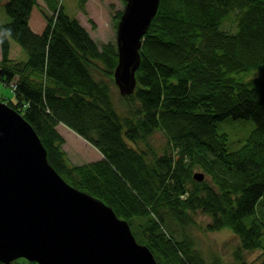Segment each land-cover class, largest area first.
I'll return each instance as SVG.
<instances>
[{"label":"trees","instance_id":"obj_1","mask_svg":"<svg viewBox=\"0 0 264 264\" xmlns=\"http://www.w3.org/2000/svg\"><path fill=\"white\" fill-rule=\"evenodd\" d=\"M44 1L0 0L10 17L0 24V84L15 97L0 101L34 128L50 165L125 219L159 264H224L192 250L186 227L197 224V212L210 218L205 231L237 237V263L258 250L264 264V0H160L143 38L135 91L119 94L120 111L116 45L98 46L62 0ZM87 2L79 0V8ZM36 7L46 21L40 34L30 26ZM13 41L26 59H11ZM227 117L254 121L235 150L217 131ZM58 124L102 158L71 163ZM196 169L204 180L194 178Z\"/></svg>","mask_w":264,"mask_h":264},{"label":"water","instance_id":"obj_2","mask_svg":"<svg viewBox=\"0 0 264 264\" xmlns=\"http://www.w3.org/2000/svg\"><path fill=\"white\" fill-rule=\"evenodd\" d=\"M160 0H126L116 30L113 80L134 93L141 46ZM194 178L202 181L204 173ZM159 264L101 199L66 182L50 165L34 128L0 101V262Z\"/></svg>","mask_w":264,"mask_h":264},{"label":"rangeland","instance_id":"obj_3","mask_svg":"<svg viewBox=\"0 0 264 264\" xmlns=\"http://www.w3.org/2000/svg\"><path fill=\"white\" fill-rule=\"evenodd\" d=\"M38 2L41 5L45 4L44 0H38ZM125 2L126 0H88L84 10L79 8V0H62V5L65 12L69 16L77 19L80 24L87 29L98 46H101L105 43H113L116 45L117 23L115 19H119V16L125 8ZM47 12L49 15H52L53 13L50 10H47ZM31 18L32 21H35V24L32 23V27L35 30L43 31L46 26V21L38 7L33 9ZM9 21L10 17L7 15L4 6L1 5L0 24H6ZM10 56L12 60H23L26 59L27 54L16 42L13 41ZM258 74L259 71H254L247 75L245 79ZM11 87L13 88L12 84ZM115 88V104L118 111H120L119 106L124 105L125 102L121 100L116 85ZM0 99L5 102L7 101L6 99L14 102L15 97L11 88L0 84ZM253 127L254 121L251 118L233 119L227 117L218 122L217 131L226 134L228 150H235L245 142ZM57 130L65 138L63 149L71 163L81 164L83 162L95 161L101 157L99 151L93 147V145L68 127L63 124H58ZM160 139V133H157L152 138L156 143H158ZM195 172L203 173L200 169H196ZM261 209H264V206L261 207ZM193 218L197 224L195 226L188 224L186 227V232L189 237L187 234L186 235L189 240H192L193 244L191 246H193V251L200 252L206 263H210L215 260V257H219V260L224 264H240L234 259L233 252L238 244V240L231 230L223 229L215 232L205 231L204 226L210 221V218L201 212L193 214ZM171 227L175 232L178 230L177 228H179L175 223H172ZM178 235L182 237V232H180V230ZM262 241L264 244V234L262 236ZM260 254L261 252L258 250L245 251L243 253L244 262L241 264H259L261 261ZM13 263L30 264L35 262H29L24 258H18Z\"/></svg>","mask_w":264,"mask_h":264},{"label":"crops","instance_id":"obj_4","mask_svg":"<svg viewBox=\"0 0 264 264\" xmlns=\"http://www.w3.org/2000/svg\"><path fill=\"white\" fill-rule=\"evenodd\" d=\"M41 5V4H40ZM33 13V12H32ZM32 16V15H31ZM32 23L33 24H35V21H32V18H30V26H31V28H32V30L35 32V33H37V34H40L42 31H40V30H35L33 27H32ZM100 153V152H99ZM100 155H101V153H100ZM102 158V155H101V157L99 158V159H101ZM99 159H97V160H99Z\"/></svg>","mask_w":264,"mask_h":264},{"label":"bare ground","instance_id":"obj_5","mask_svg":"<svg viewBox=\"0 0 264 264\" xmlns=\"http://www.w3.org/2000/svg\"><path fill=\"white\" fill-rule=\"evenodd\" d=\"M118 92H119V91H118ZM195 173H196V172H195ZM195 173H194V174H195ZM204 175H205V174H204Z\"/></svg>","mask_w":264,"mask_h":264}]
</instances>
